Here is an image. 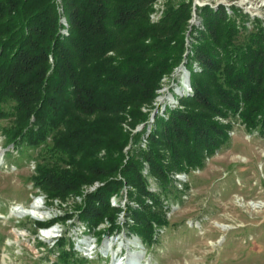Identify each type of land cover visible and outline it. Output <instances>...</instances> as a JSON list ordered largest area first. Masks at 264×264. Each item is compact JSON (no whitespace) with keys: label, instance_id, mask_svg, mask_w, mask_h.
<instances>
[{"label":"trees","instance_id":"trees-1","mask_svg":"<svg viewBox=\"0 0 264 264\" xmlns=\"http://www.w3.org/2000/svg\"><path fill=\"white\" fill-rule=\"evenodd\" d=\"M190 2L167 0L152 20V0H0V119L11 118L4 140L50 139L53 159L33 175L50 195L101 180L78 206L91 223L110 208L111 218L108 196L126 183L130 228L149 239L165 223L159 193L177 191L169 173L201 166L235 119L264 137V19L204 3L196 7L202 26L189 29L185 45ZM182 60L191 92L155 114L144 145L134 143L139 132L128 128L146 118L142 106ZM143 164L159 191L148 190Z\"/></svg>","mask_w":264,"mask_h":264},{"label":"rangeland","instance_id":"rangeland-1","mask_svg":"<svg viewBox=\"0 0 264 264\" xmlns=\"http://www.w3.org/2000/svg\"><path fill=\"white\" fill-rule=\"evenodd\" d=\"M197 1L202 4L190 2L185 45L193 40L189 29L202 26L196 7L204 3H222L227 8L233 4L250 18L264 19V0ZM166 3L152 0L149 18L160 16ZM65 26L61 28L64 33ZM176 66L160 77L151 104L142 106L146 118L129 128L123 123L131 133L139 132L134 143L144 145L153 124V107L154 116H165L168 107L181 106L179 96L191 92L190 85L177 92L185 75ZM10 122L9 117L0 119V264H119L135 251L128 264H264V137L245 130L238 119L228 131V141L205 156L201 166L169 173L177 191L166 196L159 193L162 203L157 208L165 223H155L149 239H141L130 228L135 220L125 208L135 201L127 199L126 183L108 196L115 208L111 218L110 208L95 223L77 213L85 194L101 180L81 184L77 192L61 196L40 189L33 175L38 162L53 159L50 139L13 145L4 140L3 128ZM141 171L148 190L159 191L146 164ZM33 201L45 210L42 217L20 213V207ZM48 228L56 229L52 238L47 236Z\"/></svg>","mask_w":264,"mask_h":264},{"label":"bare ground","instance_id":"bare-ground-1","mask_svg":"<svg viewBox=\"0 0 264 264\" xmlns=\"http://www.w3.org/2000/svg\"><path fill=\"white\" fill-rule=\"evenodd\" d=\"M183 77H184V75H183ZM182 80H181L182 85L180 88L177 89V92L182 91L183 89H186V87H187L185 78H183ZM0 164H1V160H0ZM20 213L29 214V215L35 216V217H42L45 213V210L42 208V206L38 202L33 201L28 207H20ZM222 229H225V228L223 227ZM55 232H56L55 228H48L46 230L47 236L51 237V238L55 235ZM134 246H136V245H134ZM135 253H136V251L128 253V257H127L128 260H124V261L120 262L119 264H128V262L130 260H132L131 258H134Z\"/></svg>","mask_w":264,"mask_h":264},{"label":"water","instance_id":"water-1","mask_svg":"<svg viewBox=\"0 0 264 264\" xmlns=\"http://www.w3.org/2000/svg\"><path fill=\"white\" fill-rule=\"evenodd\" d=\"M193 3L202 4V3H198L197 0H194ZM60 21H61L63 24L66 23L63 17L60 19ZM176 67H177V68H180V69L183 70L184 75H185L186 84H187V86H189V79H188L189 71L184 67V62H183V60L180 61V63H179ZM155 111H156V107H153V109H152V111H151V114H150V118H153V116H154V112H155Z\"/></svg>","mask_w":264,"mask_h":264},{"label":"built area","instance_id":"built-area-1","mask_svg":"<svg viewBox=\"0 0 264 264\" xmlns=\"http://www.w3.org/2000/svg\"><path fill=\"white\" fill-rule=\"evenodd\" d=\"M158 17H159V16H156L155 18H153V14L150 15V19H152V20H155V19H157ZM177 176H180V175H176V177H177Z\"/></svg>","mask_w":264,"mask_h":264}]
</instances>
